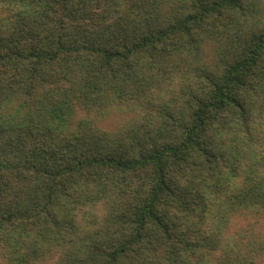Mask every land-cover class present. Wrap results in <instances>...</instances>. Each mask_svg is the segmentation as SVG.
Instances as JSON below:
<instances>
[{"label": "trees", "instance_id": "16d2710c", "mask_svg": "<svg viewBox=\"0 0 264 264\" xmlns=\"http://www.w3.org/2000/svg\"><path fill=\"white\" fill-rule=\"evenodd\" d=\"M264 213V0H0V264H247Z\"/></svg>", "mask_w": 264, "mask_h": 264}, {"label": "rangeland", "instance_id": "374dc122", "mask_svg": "<svg viewBox=\"0 0 264 264\" xmlns=\"http://www.w3.org/2000/svg\"><path fill=\"white\" fill-rule=\"evenodd\" d=\"M229 236L247 264H264V213L251 212L235 219Z\"/></svg>", "mask_w": 264, "mask_h": 264}]
</instances>
